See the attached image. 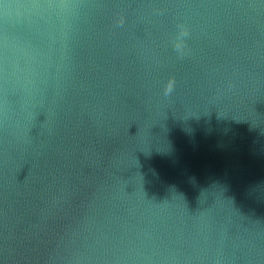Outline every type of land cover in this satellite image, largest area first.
I'll list each match as a JSON object with an SVG mask.
<instances>
[{
    "label": "water",
    "instance_id": "obj_1",
    "mask_svg": "<svg viewBox=\"0 0 264 264\" xmlns=\"http://www.w3.org/2000/svg\"><path fill=\"white\" fill-rule=\"evenodd\" d=\"M51 2L0 0V264H264V0Z\"/></svg>",
    "mask_w": 264,
    "mask_h": 264
},
{
    "label": "clouds",
    "instance_id": "obj_2",
    "mask_svg": "<svg viewBox=\"0 0 264 264\" xmlns=\"http://www.w3.org/2000/svg\"><path fill=\"white\" fill-rule=\"evenodd\" d=\"M43 7L45 9L53 11V12H56V11L60 10V8H61L60 4L57 3L56 0H53V2L48 3V4L44 5ZM14 14L19 15V14H21V11L20 10H16V12ZM186 35H187L186 31L182 32L181 33V38H183Z\"/></svg>",
    "mask_w": 264,
    "mask_h": 264
}]
</instances>
